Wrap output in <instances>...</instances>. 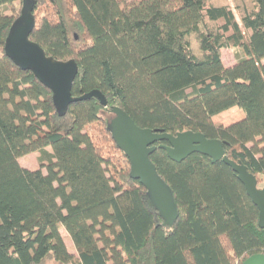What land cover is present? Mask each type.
<instances>
[{
	"label": "trees",
	"instance_id": "16d2710c",
	"mask_svg": "<svg viewBox=\"0 0 264 264\" xmlns=\"http://www.w3.org/2000/svg\"><path fill=\"white\" fill-rule=\"evenodd\" d=\"M19 2L0 0V264H244L264 255L259 210L229 166L152 154L178 206L167 227L107 130L117 106L141 128L202 133L259 184L264 0H35L31 40L77 62L74 97L99 90L108 101L73 103L64 117L52 92L5 55ZM229 49L243 54L232 67L222 60ZM233 108L240 121L214 122ZM30 155L46 173L21 166Z\"/></svg>",
	"mask_w": 264,
	"mask_h": 264
},
{
	"label": "water",
	"instance_id": "95a60500",
	"mask_svg": "<svg viewBox=\"0 0 264 264\" xmlns=\"http://www.w3.org/2000/svg\"><path fill=\"white\" fill-rule=\"evenodd\" d=\"M35 3V0H22L20 16L12 24L6 38L5 55L21 70L31 72L52 92L53 103L60 117L66 116L73 103L92 98L99 100L107 108L108 101L99 90L81 97L73 96V84L79 73L75 60L60 61L50 57L38 43L31 40L36 26ZM111 112L114 117L108 123L107 130L129 159L130 178L139 181L146 189V196L164 221V226L173 227L178 221L179 212L172 189L159 175L156 165L150 159L158 149L164 150L177 163H182L193 154H201L209 157L213 164L223 162L229 166L257 206L259 227L264 229V188H259L256 177L246 166L227 157L223 142L192 131L174 136L163 130L141 128L121 108L114 106ZM244 264H264V255H254Z\"/></svg>",
	"mask_w": 264,
	"mask_h": 264
},
{
	"label": "rangeland",
	"instance_id": "374dc122",
	"mask_svg": "<svg viewBox=\"0 0 264 264\" xmlns=\"http://www.w3.org/2000/svg\"><path fill=\"white\" fill-rule=\"evenodd\" d=\"M215 1L220 2V0H215ZM226 1H227V2H225L226 4L229 3L231 5V7H233V8L236 7L234 0H226ZM222 2H224V1H222ZM14 8L16 11L19 10V12L21 13L22 2L16 3L14 5ZM43 14H44V11L39 13L40 16H42ZM237 18H238V20H240L238 14H237ZM242 57H243V54L241 53V51L237 52V51L232 50V49L222 51V60H223V63L226 67H232ZM242 118H243V113H241V111L238 110L237 108H233L227 112L222 113L218 117L214 118V122L216 124H223L224 126H229L233 122L240 121ZM20 164L23 168L29 169V170L42 169L39 156H35V155H30L26 158L21 159ZM42 171L44 173H46L45 169H42ZM259 179H260L259 188L263 189L264 188V178L259 177ZM61 234L65 239L68 238V233L65 230H61ZM66 246L69 248V251L74 256V258L77 259L78 253L73 249V243L66 240ZM49 264H57V263L51 262Z\"/></svg>",
	"mask_w": 264,
	"mask_h": 264
}]
</instances>
